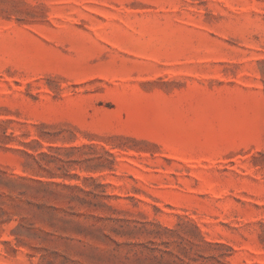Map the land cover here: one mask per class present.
Instances as JSON below:
<instances>
[{
	"label": "rangeland",
	"instance_id": "1",
	"mask_svg": "<svg viewBox=\"0 0 264 264\" xmlns=\"http://www.w3.org/2000/svg\"><path fill=\"white\" fill-rule=\"evenodd\" d=\"M0 264H264V0H0Z\"/></svg>",
	"mask_w": 264,
	"mask_h": 264
}]
</instances>
